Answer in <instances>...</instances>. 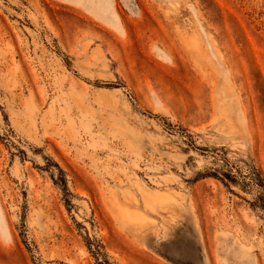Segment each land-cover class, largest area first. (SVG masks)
<instances>
[{"label":"rangeland","instance_id":"374dc122","mask_svg":"<svg viewBox=\"0 0 264 264\" xmlns=\"http://www.w3.org/2000/svg\"><path fill=\"white\" fill-rule=\"evenodd\" d=\"M0 264H264V0H0Z\"/></svg>","mask_w":264,"mask_h":264}]
</instances>
